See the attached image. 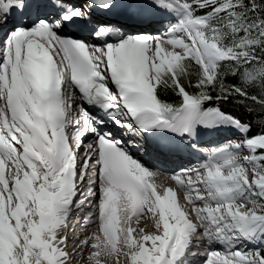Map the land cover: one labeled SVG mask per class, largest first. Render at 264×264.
<instances>
[{"label":"snow or ice","instance_id":"6c2138e0","mask_svg":"<svg viewBox=\"0 0 264 264\" xmlns=\"http://www.w3.org/2000/svg\"><path fill=\"white\" fill-rule=\"evenodd\" d=\"M0 264H264V0H0Z\"/></svg>","mask_w":264,"mask_h":264}]
</instances>
